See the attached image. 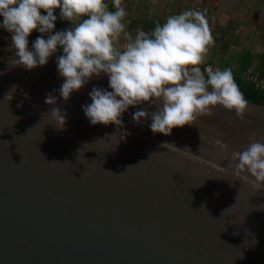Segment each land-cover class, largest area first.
<instances>
[{
	"label": "water",
	"instance_id": "water-1",
	"mask_svg": "<svg viewBox=\"0 0 264 264\" xmlns=\"http://www.w3.org/2000/svg\"><path fill=\"white\" fill-rule=\"evenodd\" d=\"M10 44L0 40V264H264V188L228 167L264 143V105L248 101L243 120L217 107L170 136L134 121L137 108L119 128L92 126L82 105L93 87L111 91L107 76L64 101L60 54L29 71ZM50 93L63 130L42 116Z\"/></svg>",
	"mask_w": 264,
	"mask_h": 264
},
{
	"label": "clouds",
	"instance_id": "clouds-1",
	"mask_svg": "<svg viewBox=\"0 0 264 264\" xmlns=\"http://www.w3.org/2000/svg\"><path fill=\"white\" fill-rule=\"evenodd\" d=\"M111 3L114 11L106 0H0V29L11 35V63L31 71L62 51L56 63L63 79L58 92L64 101L93 78L106 75L111 91L93 87L91 103L82 105L92 126L119 128L129 108L138 109L132 113L134 121L150 120L151 131L165 136L211 116L217 107L244 119L248 101L232 70L201 68L213 43L202 12L181 11L151 31L138 28L133 36L126 30L122 0ZM57 10L71 27L56 31ZM33 32L41 35L29 48ZM45 103L50 109L42 116L50 115L51 124L63 130L67 113L57 106V97L50 93ZM228 167L238 180L264 188V143L250 141L242 151H234Z\"/></svg>",
	"mask_w": 264,
	"mask_h": 264
},
{
	"label": "crops",
	"instance_id": "crops-1",
	"mask_svg": "<svg viewBox=\"0 0 264 264\" xmlns=\"http://www.w3.org/2000/svg\"><path fill=\"white\" fill-rule=\"evenodd\" d=\"M106 2L114 11L111 0ZM122 6L127 12L126 30L133 36L138 28L151 31L170 15L200 11L213 36L204 64L233 71L253 69L264 76V0H122ZM56 15L58 31L71 27L59 18L58 10Z\"/></svg>",
	"mask_w": 264,
	"mask_h": 264
},
{
	"label": "built area",
	"instance_id": "built-area-1",
	"mask_svg": "<svg viewBox=\"0 0 264 264\" xmlns=\"http://www.w3.org/2000/svg\"><path fill=\"white\" fill-rule=\"evenodd\" d=\"M0 21H2V18H0ZM0 40L11 43V35L8 32L4 31L3 29H0ZM34 41L35 40L32 39L31 37L29 38V48H31V45ZM207 67H212L214 70L217 68L224 70L222 67L215 65V64H203V65H201L202 70H205ZM232 72L234 75L233 70H232ZM242 79L245 82L253 84L257 90L264 92V76H262L259 72L255 71L253 69H247L242 74Z\"/></svg>",
	"mask_w": 264,
	"mask_h": 264
},
{
	"label": "trees",
	"instance_id": "trees-1",
	"mask_svg": "<svg viewBox=\"0 0 264 264\" xmlns=\"http://www.w3.org/2000/svg\"><path fill=\"white\" fill-rule=\"evenodd\" d=\"M56 31H58V29H56ZM39 35L41 34L33 32L30 37L35 40ZM58 54H62V51H58ZM261 61L264 63V56L262 57ZM261 66L264 67V64H261ZM244 72L245 71H234V78L239 85L240 90L243 92L247 101L258 105H264V92L257 90L253 84L243 81L242 74Z\"/></svg>",
	"mask_w": 264,
	"mask_h": 264
}]
</instances>
